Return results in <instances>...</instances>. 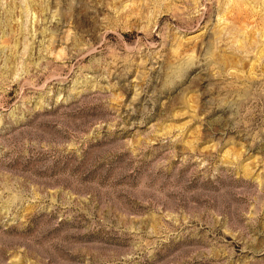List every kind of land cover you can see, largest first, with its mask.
Masks as SVG:
<instances>
[{
  "label": "rangeland",
  "instance_id": "374dc122",
  "mask_svg": "<svg viewBox=\"0 0 264 264\" xmlns=\"http://www.w3.org/2000/svg\"><path fill=\"white\" fill-rule=\"evenodd\" d=\"M0 264H264V0H0Z\"/></svg>",
  "mask_w": 264,
  "mask_h": 264
}]
</instances>
